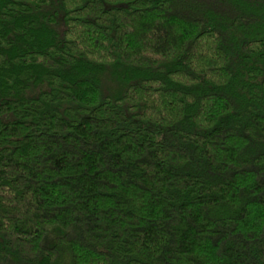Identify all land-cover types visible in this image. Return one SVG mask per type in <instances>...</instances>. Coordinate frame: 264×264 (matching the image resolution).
Masks as SVG:
<instances>
[{"label": "trees", "instance_id": "trees-1", "mask_svg": "<svg viewBox=\"0 0 264 264\" xmlns=\"http://www.w3.org/2000/svg\"><path fill=\"white\" fill-rule=\"evenodd\" d=\"M0 264H264V0H0Z\"/></svg>", "mask_w": 264, "mask_h": 264}]
</instances>
